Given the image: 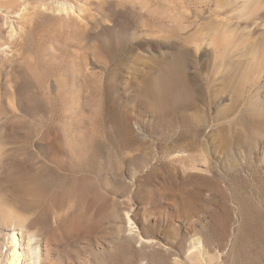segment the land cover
<instances>
[{
    "label": "rangeland",
    "instance_id": "374dc122",
    "mask_svg": "<svg viewBox=\"0 0 264 264\" xmlns=\"http://www.w3.org/2000/svg\"><path fill=\"white\" fill-rule=\"evenodd\" d=\"M12 2L0 0V57L38 48L36 79L49 76L55 98L57 78L65 96L55 105L72 113L44 123L0 120L6 147L32 134L27 153L65 179L44 176L53 180L49 218L68 233L53 264H264V0L2 7ZM182 52L180 96L148 98L147 81ZM220 55L225 64L216 66ZM58 138L86 163L56 169L48 159ZM4 228L0 264H10L15 249L19 264H37L33 239L45 231ZM119 230L138 242L116 241Z\"/></svg>",
    "mask_w": 264,
    "mask_h": 264
},
{
    "label": "bare ground",
    "instance_id": "6f19581e",
    "mask_svg": "<svg viewBox=\"0 0 264 264\" xmlns=\"http://www.w3.org/2000/svg\"><path fill=\"white\" fill-rule=\"evenodd\" d=\"M13 2L16 4L18 3V0H13ZM13 2L4 3V6L2 7L12 10ZM57 11L63 12L65 9L60 7L57 9ZM220 46H222V44ZM25 51L26 49L24 48V52ZM31 52L32 53L29 52V54H24L21 52L17 55H12L11 57L7 58L0 57V120L2 122H10L12 120H32L33 122L38 121L41 123L51 119H58L61 121L65 119L68 120L72 117V113L65 109L63 105V108L59 109L55 105L58 102L54 100L57 98L61 102L63 101L65 96L63 92L64 85H60L58 79L55 78L54 81L58 86V91L54 98L52 95L53 92L51 91L50 86H48L49 76L46 81L43 78L47 75L42 76V79H39V81L38 78L36 79V70L42 65L41 60H39L40 55L38 52L40 51L38 48H36ZM183 56V52L179 53L178 56L174 55V57L168 62L167 66L161 68L157 74V81L155 83L147 81L148 83L146 84L145 92L148 98L158 100L160 97L164 96V93H167L172 99L178 98L180 96L179 93L182 90V86L186 84L187 81V75L184 72L185 65L184 59L182 58ZM215 60L216 66L222 65L225 64L226 57H222L220 55V57L216 58ZM153 80L155 79L153 78ZM14 102L15 106H17L15 109L11 108V105H13ZM19 104L23 105V109L25 111L23 115L20 114V111L18 110ZM20 124L22 126V123ZM31 135H25L23 139L15 138L19 141V143L15 146L9 145V148L4 144V138L0 137V228L5 229L4 227L6 226L10 228L19 226L26 230L27 228L32 229L33 227H37V229L42 230V232L44 230L45 232H43L44 235L42 236L44 237V241L39 237L33 239L35 240V245L38 248L37 264H53L54 255L56 256L57 260L59 258V253L61 252L54 246L57 244L59 245V243L63 244L68 233L66 230L62 229V224L60 222L53 224L49 218V216L51 217L50 214H52V211L49 212V208L47 205H45L44 201L48 200V198L51 200V202L53 201V180H56L58 176L55 174L56 172L53 171V168L47 167V163L45 165L44 163L38 162L30 157V155L27 153V148L30 146L29 144L31 140H33ZM60 138L57 139V148L48 160L54 164L56 169H66L65 167L67 161L73 163L74 167H72L70 164L72 168H79L84 165V162L87 161L86 155H83L82 153L65 152L62 146V139ZM31 148L29 147V149ZM70 170L72 171V169ZM46 174L50 175L53 180L50 178L49 179L51 181L45 179L44 176H46ZM58 178L57 180H60L62 177ZM52 204L54 203H51V205ZM52 206L54 207V205ZM88 210L96 211V208L90 204L88 205ZM75 212L77 214V211ZM74 213L72 212V214ZM22 215L23 218L24 215H26V217L23 219L21 218ZM93 219L94 217H89L84 222L85 224H90L91 227V225L94 224ZM25 220H27V222ZM120 230L116 233V241L123 239L125 241L131 240L132 242H138L137 234H126L125 231L124 233ZM34 231H36V229ZM70 231L72 232L73 230L70 229L69 232ZM73 234L74 232H72V236ZM11 239L16 247L18 241L13 232L11 233ZM41 244H43L45 251L44 254L39 253ZM146 248L147 245L145 243H140V251H143ZM21 255L22 254L17 252V249L13 250L11 259L9 261L10 264H19V262L22 260Z\"/></svg>",
    "mask_w": 264,
    "mask_h": 264
}]
</instances>
